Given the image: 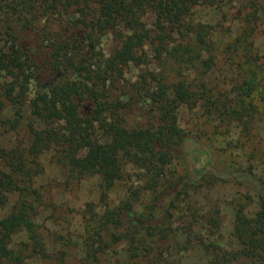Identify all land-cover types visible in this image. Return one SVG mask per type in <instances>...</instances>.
<instances>
[{"label": "trees", "instance_id": "16d2710c", "mask_svg": "<svg viewBox=\"0 0 264 264\" xmlns=\"http://www.w3.org/2000/svg\"><path fill=\"white\" fill-rule=\"evenodd\" d=\"M236 1L0 0V136L6 129L14 133L25 129L30 142L29 150L20 141L10 149L0 146V210L11 196L19 197L9 215L0 219V264H24L25 254L11 248L19 233L33 246L29 257H48L36 223L40 195L33 187L42 172L38 159L45 152L53 153L70 179L98 176L107 187L124 179L126 165L137 167L152 191L168 182L158 198L173 195L172 204L184 199L191 187L202 186L206 178L247 179L258 185L252 173L219 169L210 147L176 130L181 107L193 109L204 99L210 115L226 109L219 91L203 81L177 80L172 69L173 63L190 62L202 76L201 70L213 65V27L195 23L192 16L198 8ZM250 9L244 21L246 37L255 31L253 23L262 12L259 4ZM148 15L154 16L153 24L147 23ZM27 34L42 43L44 62L38 63L40 57L26 44ZM105 37L114 43L108 57L100 49ZM147 51L159 72L125 89V69L149 63ZM112 89L120 95L114 97ZM143 106L154 113V123H147L144 114L134 109ZM9 111L11 116H7ZM25 113L27 122H23ZM133 114L137 121L131 118ZM177 156L185 162V171L177 182H169L168 167ZM195 163L198 168L192 167ZM261 192L262 208L254 218L236 214L234 229L240 250L206 247L213 264L243 260L264 264L263 188ZM191 212L192 227L196 214ZM136 225L124 223L121 209L102 216L91 214L86 227V263L97 261L106 233L115 239H130L134 257L149 252L144 230Z\"/></svg>", "mask_w": 264, "mask_h": 264}, {"label": "rangeland", "instance_id": "374dc122", "mask_svg": "<svg viewBox=\"0 0 264 264\" xmlns=\"http://www.w3.org/2000/svg\"><path fill=\"white\" fill-rule=\"evenodd\" d=\"M253 4H259L262 12L257 13L253 23L255 31L246 37L245 15ZM192 19L213 27L211 38L216 59L212 66L201 70L202 76L190 62L173 63L172 70L176 71L177 80L187 77L199 84L203 81L210 89L219 91L226 109L210 115L203 106L204 99L193 109L181 107L176 130L210 147L219 169L252 173L258 187L247 179L223 182L206 178L202 186L191 187L184 199L180 197L178 203L172 204L173 195L158 198L168 182L163 181L152 191L137 167L126 165L124 179L107 187L98 176L70 179L53 153L45 152L38 159L42 172L35 178L33 187L40 195L36 200V223L48 257L43 259L37 254L29 257L33 246L24 233H19L14 236L11 248L14 253L25 254L24 264H89L86 263L87 221L93 213L102 216L115 209H121L125 224L143 228L149 252L134 257L130 239H115L106 233L104 248L91 264H213V256L207 253L206 247L216 246L225 252L240 250L234 229L236 214L242 212L254 218L262 208L261 188L264 189V0H238L217 8L201 7L194 11ZM146 21L153 24L155 18L148 15ZM24 38L40 57L38 63L44 62L46 52L42 43L33 34ZM100 49L109 56L114 49L110 37L104 38ZM147 52L149 63L125 69V82H122L127 86L125 89L138 86L159 72L151 53ZM111 93L114 97L120 95L115 89ZM134 109L137 114H144L147 123L155 122L154 113H149L147 106ZM12 114L9 111L7 116ZM24 118L23 122H27L28 114ZM131 118L138 119L134 114ZM19 141L29 150L25 129L20 133L6 129L0 136V146L6 149ZM205 157H201L203 163ZM190 160L192 164L193 156ZM192 167L199 166L195 163ZM184 171L185 162L177 156L168 167L166 178L177 182ZM18 202L17 195L11 196L8 205L0 210V219L9 215ZM188 206L196 214L193 228V212L187 210ZM115 233L122 236L119 231ZM237 264L253 263L243 260Z\"/></svg>", "mask_w": 264, "mask_h": 264}]
</instances>
